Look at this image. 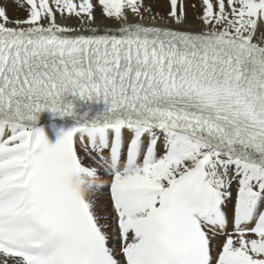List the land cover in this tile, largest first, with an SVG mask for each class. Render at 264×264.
I'll list each match as a JSON object with an SVG mask.
<instances>
[{"label":"snow or ice","instance_id":"1","mask_svg":"<svg viewBox=\"0 0 264 264\" xmlns=\"http://www.w3.org/2000/svg\"><path fill=\"white\" fill-rule=\"evenodd\" d=\"M155 2L0 0V264H264V0Z\"/></svg>","mask_w":264,"mask_h":264},{"label":"bare ground","instance_id":"2","mask_svg":"<svg viewBox=\"0 0 264 264\" xmlns=\"http://www.w3.org/2000/svg\"><path fill=\"white\" fill-rule=\"evenodd\" d=\"M154 7H155V10H156V11L161 12V13H163V12L166 10L165 5H164V3H163V0H162V1H158V3H156V4L154 5ZM20 15L22 16L23 14L21 13ZM73 23H74V22H73ZM97 23H98V25H99L100 27H104L105 25H107L108 27H113V25H112L109 21H101L100 18H99V16H98V19H97ZM187 27H188L190 30H198L199 27H200V25H199V21L193 19V13H192L191 11H190V13H189V23H188ZM104 203H106V202H104V201L101 202L102 206H101V208L99 209V211H100L101 213H103V212L106 211V208L103 207V204H104ZM108 223H111V221L109 220ZM116 243H117V241H116V236H115L114 233H112V232L110 231V245L115 246Z\"/></svg>","mask_w":264,"mask_h":264},{"label":"rangeland","instance_id":"3","mask_svg":"<svg viewBox=\"0 0 264 264\" xmlns=\"http://www.w3.org/2000/svg\"><path fill=\"white\" fill-rule=\"evenodd\" d=\"M158 1H162V0H158ZM156 3H158V2H155L154 5H155Z\"/></svg>","mask_w":264,"mask_h":264}]
</instances>
